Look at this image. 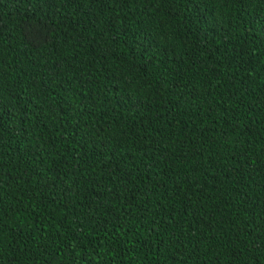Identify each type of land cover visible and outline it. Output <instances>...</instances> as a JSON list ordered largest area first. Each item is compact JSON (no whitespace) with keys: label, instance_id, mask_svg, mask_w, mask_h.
Returning <instances> with one entry per match:
<instances>
[{"label":"trees","instance_id":"trees-1","mask_svg":"<svg viewBox=\"0 0 264 264\" xmlns=\"http://www.w3.org/2000/svg\"><path fill=\"white\" fill-rule=\"evenodd\" d=\"M0 264H264V0H0Z\"/></svg>","mask_w":264,"mask_h":264}]
</instances>
